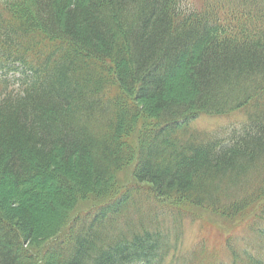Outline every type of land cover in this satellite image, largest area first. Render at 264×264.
<instances>
[{"label": "trees", "instance_id": "1", "mask_svg": "<svg viewBox=\"0 0 264 264\" xmlns=\"http://www.w3.org/2000/svg\"><path fill=\"white\" fill-rule=\"evenodd\" d=\"M0 76V264H35L24 247L47 244V264H181L179 234L144 223L99 234L133 193L62 236L70 211L133 163L136 182L173 206L242 220L264 201V0H6ZM237 111L239 130L189 131ZM39 185L60 208L43 228L22 202ZM253 219L264 253V206ZM228 250L231 264H264Z\"/></svg>", "mask_w": 264, "mask_h": 264}, {"label": "rangeland", "instance_id": "2", "mask_svg": "<svg viewBox=\"0 0 264 264\" xmlns=\"http://www.w3.org/2000/svg\"><path fill=\"white\" fill-rule=\"evenodd\" d=\"M4 1L6 0H0V4L4 3ZM186 1L198 9L204 6V0ZM1 79L0 76V81ZM188 91L186 89L187 93ZM120 93L122 92L114 85L111 97H117ZM192 93L190 91V94ZM246 122L247 116L244 111H237L227 116L202 115L191 123V130L189 131H197L201 135L206 134L205 136H213L216 134L221 136L226 131L231 132L241 129ZM136 145L137 143H135L134 147ZM73 175L74 177L76 176L75 173ZM49 181L55 183L57 180L55 177H51ZM237 192L235 190L231 191L233 194ZM247 192H244L245 195ZM127 193H133V196L130 195V200L121 205L116 213L107 216L106 220L102 223L103 227L99 230L96 229L99 231V234L107 233L112 237H117L116 235L119 236L124 230L137 229L139 223H144L146 228L151 225L155 229H163V232L165 231L170 236L172 242L173 238L175 241V238L179 234L181 246L179 255L181 258L179 255L177 256L181 259V264L187 262L192 264H213L218 261L221 264H231L232 256L228 250L230 247L238 255H242L245 251L256 252L260 256L264 254L261 245H257L256 243L255 248H253L256 237L253 234L252 228L254 220L253 214L263 209V199L255 202L250 209L251 211L254 210L255 213L252 214L247 211L246 214H244L245 212L242 213L241 215L244 214L242 220H239L241 218L238 217L226 218L201 207L196 208L190 205L173 206L166 199L155 200L151 196L148 186L139 185L136 182L134 177V163L125 166V168L119 171L115 175L112 185L106 190H103L100 196L85 198L77 204L74 210L70 211L62 236H65L73 227H78V222L83 220L87 215H95L99 208L113 201L116 203V200ZM228 195L230 197L232 194L230 195L229 193ZM22 197L23 205L28 207L33 213L38 228H43L47 226V223H52L55 215H57L56 213L60 212L58 205H54L56 211L53 210V200L51 194H48L47 186L39 185L34 188H26L23 191ZM9 207L8 203L6 208L8 209ZM79 227L81 228L83 225ZM39 246L38 249L26 246L24 248L27 253L33 255L35 264H47V254L51 248V244L44 245L41 248ZM63 250L59 251L57 259L68 252L66 246H64ZM191 252L194 254H190ZM187 255L189 258H184ZM176 263L175 259L170 258L166 264Z\"/></svg>", "mask_w": 264, "mask_h": 264}]
</instances>
